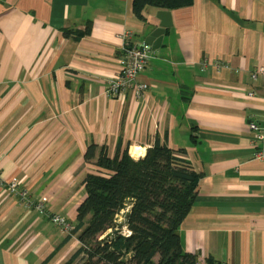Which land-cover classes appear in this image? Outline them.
Wrapping results in <instances>:
<instances>
[{
	"label": "crops",
	"instance_id": "crops-1",
	"mask_svg": "<svg viewBox=\"0 0 264 264\" xmlns=\"http://www.w3.org/2000/svg\"><path fill=\"white\" fill-rule=\"evenodd\" d=\"M159 11L170 26L139 76L146 96H107L122 35L144 42L160 25ZM263 64L264 0L147 7L142 21L132 0H0V264L71 258L76 234L46 213L75 228L84 179L99 171L85 162L87 147H104L112 158L119 141L133 159L156 143L184 150L201 174L179 229L185 253L201 262L264 264V160L256 158L264 144L249 128H264V77L252 78ZM12 181L31 199L46 198L45 213L10 195Z\"/></svg>",
	"mask_w": 264,
	"mask_h": 264
},
{
	"label": "trees",
	"instance_id": "trees-1",
	"mask_svg": "<svg viewBox=\"0 0 264 264\" xmlns=\"http://www.w3.org/2000/svg\"><path fill=\"white\" fill-rule=\"evenodd\" d=\"M192 3L132 0V8L142 21L147 7L171 11ZM184 156V150L156 143L143 158L133 159L119 141L109 158L104 147L89 145L84 160L99 171L84 179L86 197L77 208L73 230L80 246L65 264H197L196 256L182 250L179 238L201 179ZM202 264L217 263L208 259Z\"/></svg>",
	"mask_w": 264,
	"mask_h": 264
},
{
	"label": "built area",
	"instance_id": "built-area-1",
	"mask_svg": "<svg viewBox=\"0 0 264 264\" xmlns=\"http://www.w3.org/2000/svg\"><path fill=\"white\" fill-rule=\"evenodd\" d=\"M123 45L121 47V54L119 57L120 71L115 76L108 78L105 86V92L107 96L121 98L124 96L125 92L129 91L133 98L136 100L143 99L149 89L146 83L139 80L140 74L145 70L148 61L151 59L153 51L151 47L144 42H132L133 34L129 31L122 35ZM207 61L202 62L201 70L207 65ZM216 67L217 64H214ZM219 67V65L217 66ZM220 67L224 68V65L220 64ZM259 76L264 77V64L256 68L255 72L252 74V78L255 80ZM250 93L249 96H252ZM249 128L256 132L253 137L255 141L264 144V128H259L253 123H249ZM256 158L264 160V154L259 151L256 154ZM10 195L17 196L21 205L26 208H31L42 213H45V200H35L31 199L27 192L23 189L18 188V183L16 181L9 182L5 185ZM48 220L59 227L62 232L67 234H72L74 227L67 221L66 218L56 215L46 213ZM197 264H202L198 260Z\"/></svg>",
	"mask_w": 264,
	"mask_h": 264
},
{
	"label": "water",
	"instance_id": "water-1",
	"mask_svg": "<svg viewBox=\"0 0 264 264\" xmlns=\"http://www.w3.org/2000/svg\"><path fill=\"white\" fill-rule=\"evenodd\" d=\"M168 15L167 12L159 11L157 14V19L160 20V25L154 30L150 31L145 39L144 43L149 45L152 50H158L162 44V39L165 33V29H167L170 24L164 20V17Z\"/></svg>",
	"mask_w": 264,
	"mask_h": 264
},
{
	"label": "bare ground",
	"instance_id": "bare-ground-1",
	"mask_svg": "<svg viewBox=\"0 0 264 264\" xmlns=\"http://www.w3.org/2000/svg\"><path fill=\"white\" fill-rule=\"evenodd\" d=\"M136 152H137V150H136V151H134V156H136Z\"/></svg>",
	"mask_w": 264,
	"mask_h": 264
},
{
	"label": "rangeland",
	"instance_id": "rangeland-1",
	"mask_svg": "<svg viewBox=\"0 0 264 264\" xmlns=\"http://www.w3.org/2000/svg\"><path fill=\"white\" fill-rule=\"evenodd\" d=\"M119 217H121V215Z\"/></svg>",
	"mask_w": 264,
	"mask_h": 264
}]
</instances>
